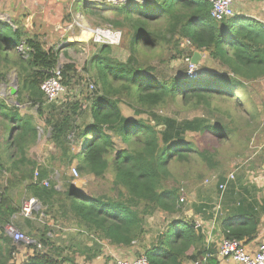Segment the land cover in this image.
<instances>
[{
    "label": "trees",
    "instance_id": "trees-1",
    "mask_svg": "<svg viewBox=\"0 0 264 264\" xmlns=\"http://www.w3.org/2000/svg\"><path fill=\"white\" fill-rule=\"evenodd\" d=\"M96 2L77 0L75 6L81 15L95 18L90 22L122 32L120 46L127 50L124 60L112 54L114 46L91 43L93 52L81 67L72 62L59 64L61 49L72 43L45 47L11 15L8 21L0 19V84L7 81L11 70L18 78L13 99L17 104L0 94V264H15L19 245L25 244L15 243L5 229L7 225L19 227L16 218L21 207L13 203L12 190L23 186L25 195L40 202L53 224L58 223L57 214L65 220L70 216L97 240L130 247L133 241L144 239L148 216L158 213L168 219L179 209L183 190L166 184L172 162L183 163L184 178L202 179L221 167L214 144L234 140L243 148L237 153L241 155L249 135L264 124L255 89L264 80V27L257 20L234 14L216 21L205 0ZM103 4L109 6L103 8ZM2 7L0 3V11ZM71 20L67 12L63 25L67 27ZM162 46L183 59L196 50L202 58L203 52L207 55L194 76H188L185 69L183 74L161 77L150 59ZM56 67L61 84L67 93H73L71 101L47 102L40 90ZM80 87H86L85 96H79ZM168 106L200 110L201 114L180 119L178 110L159 113ZM85 113L88 121V116L83 118ZM40 128L49 131L51 149L44 163L38 164L29 151ZM70 133L73 140L67 138ZM197 134L211 143L201 146L188 139V135ZM114 139L122 146L117 148ZM74 160L82 175L100 178L110 171L116 194L83 193L66 174ZM197 166L202 170H196ZM35 169L38 177L34 181ZM56 174L65 182V189L56 188ZM44 180L47 185L42 184ZM24 221L30 230L35 227L29 218ZM168 221V229L159 234L155 244H144L142 253L147 260L151 264L201 260L204 251L185 255L195 240H200L193 220ZM245 222L226 224V237L239 240L246 232L241 227ZM47 231L50 227L44 225L42 234L25 244L33 252L21 264H74L73 256L50 246ZM206 264L215 261L208 259Z\"/></svg>",
    "mask_w": 264,
    "mask_h": 264
},
{
    "label": "crops",
    "instance_id": "crops-1",
    "mask_svg": "<svg viewBox=\"0 0 264 264\" xmlns=\"http://www.w3.org/2000/svg\"><path fill=\"white\" fill-rule=\"evenodd\" d=\"M246 3L249 7H245V9L249 14L244 12L241 16L254 18L264 27L262 23L264 20L263 2L255 0H234V12L237 13V7H244ZM13 74L15 72L11 70L7 75V81L0 84V94L3 96L7 95L11 102H15L13 100L15 96H8V87L12 81ZM59 103L56 102L55 104ZM20 108L23 109L24 106H20ZM38 123L40 127L43 126L41 121ZM1 131L2 129L0 128ZM50 149L49 131L44 130L42 132L40 128L36 143L29 151V156L38 164H41L48 157ZM76 162L74 160L67 167L66 174L68 176H70V168L72 166L76 167ZM53 165L57 166L58 164L54 163ZM244 165L243 169L238 171L235 169L230 172L233 173L234 178L226 184V189L222 193L218 190L217 184L223 181V179L214 176V174L200 179V183L197 180L189 179L186 190H183L178 211L171 214L168 218L169 220L174 218L182 222L190 219L193 220L195 223V233L198 237L200 236V240H195V243L187 249L185 255L191 256V254L198 250L204 251V256L209 254L204 260L201 257L202 259L198 261L199 264H206L208 259H213L215 264H238L229 258H223L217 255L219 243L227 236V231L225 230L226 224L236 226L246 220L244 223L246 225L244 226L242 224L243 226H241L246 232L242 234L243 236L240 237L239 241L251 252L257 248L259 243L264 242V164L261 165L262 174L257 173L255 168H253L255 163H246ZM59 168L63 169V166L61 165ZM55 178L58 180L56 188L58 190L65 189V182L59 178L58 174H56ZM205 179L209 180L208 183L204 182ZM0 184H2L1 180ZM75 184L80 186L79 189L86 194L83 187L84 182ZM28 198L32 197L25 195L23 186L11 192V199L16 206L22 207L23 202ZM43 208L41 205V210ZM37 211L34 209L31 217H29L31 224H34V226L36 224L38 225L32 228V230H30L29 225L24 221L27 217L22 216L21 213L16 218V223L19 224V227L17 225L13 226L33 242L42 234L44 225L50 227V231L46 232L49 236L50 246L53 249L58 248V251L62 250L63 254L67 253L73 256L74 264H115L118 258L129 259L135 257V251L143 248L144 244H155L159 234L166 232L169 226V221L166 216L162 217V221L158 216L155 220V217H153L154 214L148 216L146 219L144 239L142 241H133L130 247H117L109 244L106 240H97L87 232L86 228L78 226L70 216L68 220H65L57 214L56 219L58 223L53 224V220L49 215L44 214L41 217L42 212ZM47 217L48 219H46ZM44 219H46V224L43 222ZM42 222L43 225L41 226ZM18 250L19 254L16 253V255L18 254L19 260L15 262H17L16 264H21L30 253L29 251L25 253L22 249ZM182 264H194V262L190 259H185Z\"/></svg>",
    "mask_w": 264,
    "mask_h": 264
},
{
    "label": "rangeland",
    "instance_id": "rangeland-1",
    "mask_svg": "<svg viewBox=\"0 0 264 264\" xmlns=\"http://www.w3.org/2000/svg\"><path fill=\"white\" fill-rule=\"evenodd\" d=\"M76 1L77 0H0V3L3 5L2 7L3 10L0 11V19L8 21L10 20V15H11L13 18H15L18 22H20L23 25V27L25 28V30H27L29 34H34L38 36L40 40L44 42L45 47H50L55 44L61 45L64 42L72 43V45L61 49L59 55V64L72 62L77 66L81 67L83 63L86 60H88L91 53L93 52V51L90 52L91 41L89 39V35L86 34V32L80 31L77 28H75L73 32H71L70 30H66V28L69 26L66 25L67 27H65V25H63L66 13L70 12L72 20L73 18L78 17L82 22L90 26H101L103 24L102 23L94 24L90 22L89 19L95 20V18H87L84 15H81L76 9L75 6ZM84 1L90 3L96 2L94 0H84ZM97 1L100 2V0ZM103 5H105L103 8H107V6H109L108 4H103ZM248 5H250V3H248ZM245 7H249L247 6V3L246 6L244 7L238 6L237 13L234 14L239 16L243 15L244 12H246V14H249L245 9ZM74 36L76 37L75 39ZM112 54L115 57L124 60L127 56V50L125 48H122L119 44L112 48ZM203 54H205L204 57L207 55L206 52H203ZM156 56L150 59V64L155 67L156 72H158L161 77H168L175 73L178 74L184 73L183 71H185L186 69V62L174 50H170L166 46L158 47L156 48ZM208 65L210 67H214L210 64ZM255 87H256L255 88L256 95H258L257 102L262 105L264 111V80H261ZM79 92H80V94L78 93L79 96L82 95L85 96L88 93L86 87L85 88L80 87ZM72 98H73V93L71 92L67 93L66 91V94H64L62 98H59L58 102H62V99L64 100L68 99L69 101H71ZM222 103L223 105L225 104V102ZM175 110L178 109H176L173 106H168V108L160 110L159 113L170 114L171 112H175ZM123 111L126 114H130V111L127 110L126 108H123ZM176 114L180 119L185 117L191 118L193 115L201 114V111L186 110L180 108ZM87 116L88 114L85 113L83 115V118H86ZM85 120L88 121L89 116ZM249 137L250 138L246 143L247 147L245 148V151L241 155H238L237 153L239 148L242 147L234 140H224L221 143L214 144L219 149L218 158L221 160V167L216 171H211L207 173L205 176H212L213 174L214 176H219V174L225 176L230 172H232V170L236 169L238 171L240 169H243L245 166L244 164L246 163L249 164L255 163L253 168H255V171L257 173L259 172V174H262L261 165L264 164V161L262 160L264 158V124L262 126L260 124L258 130L254 132L251 136L249 135ZM188 139L191 141H195L201 146L207 142H210L209 138L206 137L203 139L202 137H199L198 134L196 136L194 135L193 137L188 135ZM114 142L117 148L122 146L118 140L114 139ZM197 167L198 168H196V170L197 169L202 170L200 166ZM169 170H170V177L166 180V184L168 186H175L181 188L182 190H186V185L189 182V179L184 178L187 171L186 168L183 166V163L172 162L169 165ZM69 175L72 176L75 183L84 182L83 187L85 189V192L88 194L91 195L92 194L97 195L101 193L112 194V195L116 194V191H114L112 186L113 176L110 171L104 174L100 178H96L91 174L82 175L79 172L76 177L71 175V173ZM197 181L198 183L201 182L200 179L199 180L197 179ZM157 216L162 221L163 219L162 217L164 215L155 213L153 216L155 217L154 218L155 220ZM46 219H48V217ZM46 219H44L43 221L44 223ZM43 222L41 223V226L43 225ZM35 226L38 225L36 224ZM20 243L21 242H19L18 244ZM24 245H19V249L24 250L26 248V245L25 246ZM29 250L30 249L26 248L23 252L28 253ZM18 252L19 250L17 251V253ZM142 252H143L142 248L138 249V251H135V256ZM18 254L17 255L15 254L16 257L14 258V262L15 261L18 262L19 260ZM17 262H15V264Z\"/></svg>",
    "mask_w": 264,
    "mask_h": 264
},
{
    "label": "built area",
    "instance_id": "built-area-1",
    "mask_svg": "<svg viewBox=\"0 0 264 264\" xmlns=\"http://www.w3.org/2000/svg\"><path fill=\"white\" fill-rule=\"evenodd\" d=\"M105 2L111 5H118L124 2L125 0H104ZM210 4V14L216 21H221L223 19L230 18L234 16V8L233 2L234 0H205ZM259 2H263L264 0H255ZM264 24V20L262 21ZM77 28L80 31L86 32L89 35V39L92 44L97 45L99 47L109 45V46H117L120 44L122 40V32L112 27L111 25H101V26H90L84 22H82L78 17L73 18L72 23L66 28V30H73ZM76 37L74 36V39ZM185 44H189L188 40L184 41ZM21 50V48H19ZM184 61L186 62V73L188 76H194L197 72L198 65H195L190 62V57H185ZM89 89H93V85L89 84ZM40 90L46 98L47 102L56 103L59 98H62L64 94H66L65 87L60 82V71L59 67H56L54 70V75L50 78L44 80L40 84ZM68 139H73V133H70L67 136ZM70 173L73 176L78 175V170L75 166L70 168ZM38 171H34L33 180H37ZM234 178L233 173H229L225 176L223 181L217 184L218 190L222 193L226 189V184ZM208 179H205V183H208ZM42 184L47 185V182L44 180ZM38 210L37 212H42L41 217L44 216L43 209L41 210V204L35 198H28L23 202L21 207V215L24 217H31V213L33 210ZM6 232L12 237L15 243H32L24 233L17 230L12 225L6 226ZM37 248H41V245L38 243ZM32 249L29 250L31 254ZM203 257V260L208 256ZM217 255L223 258H229L238 264H264V242H261L257 245V248L251 252L247 250L241 241L233 238V237H224L219 243ZM67 264V263H63ZM115 264H151L146 256L141 253L138 256L124 259L118 258L116 259ZM194 264H199L198 261H195Z\"/></svg>",
    "mask_w": 264,
    "mask_h": 264
},
{
    "label": "water",
    "instance_id": "water-1",
    "mask_svg": "<svg viewBox=\"0 0 264 264\" xmlns=\"http://www.w3.org/2000/svg\"><path fill=\"white\" fill-rule=\"evenodd\" d=\"M201 59H202V54L196 50L193 52L192 56L190 57V62L195 65H199ZM17 82H18V78L15 74H13L12 81L8 87V95L10 97H14L17 95V92H18ZM14 104H17V103L14 102Z\"/></svg>",
    "mask_w": 264,
    "mask_h": 264
},
{
    "label": "clouds",
    "instance_id": "clouds-1",
    "mask_svg": "<svg viewBox=\"0 0 264 264\" xmlns=\"http://www.w3.org/2000/svg\"><path fill=\"white\" fill-rule=\"evenodd\" d=\"M201 53V52H200ZM202 54V53H201Z\"/></svg>",
    "mask_w": 264,
    "mask_h": 264
}]
</instances>
